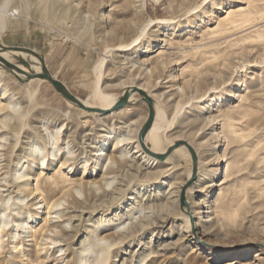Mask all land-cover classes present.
Masks as SVG:
<instances>
[{
    "label": "rangeland",
    "instance_id": "rangeland-1",
    "mask_svg": "<svg viewBox=\"0 0 264 264\" xmlns=\"http://www.w3.org/2000/svg\"><path fill=\"white\" fill-rule=\"evenodd\" d=\"M36 1H11L8 11L17 16L10 18L5 30L0 29V43L6 49L25 47L37 52L44 59L48 73L83 102L91 101L97 84L104 94L118 98L128 87L141 86L151 93L155 114L159 108L166 117L161 128L153 135L147 134L146 145H153L156 134L163 148L169 140H184L195 149L199 159L198 175L188 192L180 193L193 168L191 154L185 147L180 155L184 163L166 178L167 184L163 179L149 187L146 197L137 198L133 208L139 206L135 211L141 209V199L148 201L151 195L155 200L167 190L160 197H170V204L161 210L154 201L148 231L131 239L127 248L117 246L110 262L224 264L223 260L229 256L249 250L247 259L234 264H264V0H85L93 1V6L84 12L87 16L84 21H71L54 13L42 15ZM3 6L0 0V13ZM239 6L248 8L244 13L228 17L229 20L224 19L230 8ZM25 53H8L5 59L17 63L16 67L33 63L36 57H27ZM170 62L173 66H169ZM0 76V83L14 95L12 102L21 107L19 115L25 116L34 127L27 124L24 128L20 154L29 150L31 142L51 152L49 136L54 133L55 154L62 159L70 158V165L75 166L73 177L94 178L101 186L105 181L103 189L107 190L121 182L126 190L141 191L146 188L143 183L157 181L166 168L163 159L151 160L142 149L139 134L149 117V105L139 93L133 94L134 104L102 115L71 103L48 80L19 79L2 63ZM29 90L35 91L32 97ZM8 113L11 122L16 123L18 114L10 108L1 115ZM58 130L61 135L56 134ZM6 133L7 148L17 142L19 135L10 129ZM116 138L124 139L117 148L132 150L135 159H122L119 171L109 169L104 174V164L98 166L101 149L105 145L106 151L112 150ZM127 161L134 164L129 170ZM39 179L47 194L49 182L45 173ZM106 181L111 183L106 185ZM60 193L53 192V198H59ZM80 193L69 200H81L84 195ZM185 202L196 216L189 223H198L195 239L187 235V224L182 217ZM210 204L213 207L208 209ZM78 208L77 218L85 220V224L91 223L88 218L101 217L86 212L81 216L79 210H91L92 205ZM126 209L128 206L124 205L125 213ZM143 211L135 216L149 210ZM206 211H211L213 220ZM114 214L106 211L103 220L111 219ZM167 215L173 219L160 226ZM124 216L118 228L127 230L125 226H129L126 223L130 220L128 215ZM84 229L85 226L73 229L69 242L73 239L78 246L85 236ZM29 239H25V248L31 242ZM10 243L5 257H10L13 251L10 246L14 244ZM214 248L221 253L219 261L210 259L208 252ZM54 253L52 259L59 254L58 248ZM141 253L151 257L148 255L138 263L144 257ZM257 253L260 255L255 258Z\"/></svg>",
    "mask_w": 264,
    "mask_h": 264
},
{
    "label": "bare ground",
    "instance_id": "bare-ground-1",
    "mask_svg": "<svg viewBox=\"0 0 264 264\" xmlns=\"http://www.w3.org/2000/svg\"><path fill=\"white\" fill-rule=\"evenodd\" d=\"M11 1L12 0H3V11L0 13V29L2 30H5L8 27V22L10 21L11 17L17 16L16 13L8 11V7ZM27 3H29L28 0ZM31 5L32 4H30L29 6ZM35 5L41 11L42 15L44 14L45 16L48 13H54L61 18H69V20L71 21H84V19L87 18L84 12L90 11V9H92L93 1L37 0ZM239 7L240 8L236 7V9L228 8V15H226V18L224 17V19H228V17L234 16V14L237 12L244 13L245 8H248H243L241 6ZM221 19H223V17ZM237 19L240 20L241 18L239 17ZM241 21L242 20H240L239 23ZM221 27H223V25ZM231 28L232 27H230V29ZM214 31L216 32V30ZM5 46L4 44L2 45L0 43V63H2L7 69L10 70V72L16 75L19 79L28 80L32 78V76L36 73L45 72L43 68V63H45L44 59H40L39 56H36L31 52L24 53L27 54V57H36L33 63H24L18 67H16V65L7 67L6 64L3 62V59H5L6 55L8 53L20 54L21 51L8 50ZM159 50L162 51V48H159ZM159 50L158 52L160 53L161 51ZM158 57L160 56L158 55ZM20 59L23 60L22 57ZM170 65L173 66V63L171 64L170 62L169 66ZM20 73L24 75H21ZM131 87L133 86L128 87L124 91H129ZM138 87L141 88V86ZM8 91V88L0 83V264H52L53 261L54 264H108L115 257H112V252L117 246H126L130 243L129 241L131 239L134 240L137 237H141L145 234V232L148 231V228H150L148 220L154 210H152V207H154V201L156 202L155 204H158L157 207H159L160 209H164L165 207L169 208L170 204L168 200V198L170 197H160V195L165 194L167 190L164 193L161 192L159 197L157 195V199L155 200L150 197L151 195L149 196L150 199L148 198V201L143 202V199H141V209L135 211L139 206L138 205L136 208H133L135 207L134 204L136 205L137 203V198H143L144 196L146 197V194L150 192L149 187H151L152 185H156L158 182L161 183V180L165 179L164 183H166V178L184 163V159H182L180 155H182L181 153H183V149L185 147L188 148L192 160L193 154L197 157L195 149L184 140H169V143L166 148H163L162 143L159 141L160 137L158 134H156L157 136L153 139V145H146L145 141V145L144 147H142V149L144 150V152L151 156V158L149 157V159L151 160L155 161V159L153 158L157 159L156 156H160L163 158V162L166 164V168L161 171L157 178L158 180H152L143 183L146 188H143L141 191L137 192H131V189L126 190L123 187V183L121 182L119 183V185L117 184L116 187L111 188V190H107V188L103 189L105 181L104 184L102 182L103 186H101L100 183L97 182V180H93L94 178L92 180H85L83 177H73V172H75V166L70 165V158L68 157L69 159H62V157H59L55 154V150L57 149H55L56 139L54 133H51L49 136V143L51 144L52 149L51 152L48 148L41 147L35 142H31L29 150L24 151V153L21 152L20 154V146L24 141V128H26L27 124H29V121L27 120V118H25V116L23 118L22 115H19L21 114V107L19 108L17 103L12 102V96L14 95H11L10 93H8ZM34 92L35 91L29 90V96L32 97ZM148 95L152 97L151 93H149ZM133 97L134 96L131 95L129 100L132 104H134L135 101ZM91 98V101L88 100L84 101L83 103L87 106L102 109L112 108L118 100V97H111L104 94L100 90L99 84L94 87ZM6 108H10L14 113L18 114V121L16 123L11 122L12 117L9 115V113L5 116L1 115ZM165 120L166 117L164 115V112L161 109L157 108L152 126L147 132L148 136L153 135L156 129L161 128L164 125ZM31 128L34 129V127L32 126ZM8 129L17 133L19 137L17 142L14 141V144L7 145L6 148V143L4 140L8 138L6 136V130ZM36 132L38 133L37 128ZM56 134L61 135L60 130H58ZM116 139L117 143L114 145L112 150L108 149L110 151H106L108 147L106 148L105 145L104 148L101 149L103 150V152L101 153L100 160L98 159V166H100L101 163L104 164V174H106V171L109 169L113 171H119L122 168V165L120 164V160L122 159H135L132 150H119V148H117L124 139ZM108 141L110 140L108 139ZM179 141H184V143L182 145L177 146L176 143H178ZM69 153L71 152L69 151ZM198 160L199 159L197 157V162L192 161L193 168L190 169L188 177L182 184L180 193L185 190L186 192H188L191 189L190 185L198 175ZM133 165L134 164L132 162L130 163V161H127L126 163V167L128 168V170L131 169ZM217 165L218 170H220L219 160L217 161ZM44 173L46 182H49L48 187H46L47 194L44 193L45 189H43L42 182L39 179ZM106 179L107 177H105V180ZM110 183L111 181H106V185ZM58 190L59 192H61V195L59 196V198L54 197L56 199L52 201V199H54L52 193ZM80 192H82L84 195H81V200L80 198H76L75 202L69 200L70 197L79 194ZM130 194H136V197H129ZM77 197H79V195H77ZM97 200H99L100 203L97 202ZM64 203H66V206H63V209H61L60 207L64 205ZM85 204L92 205V208L91 210L86 211L85 209L79 210V212L81 211V216L84 215V213L86 212L89 214V216L92 215L95 217H101H99L97 220H93L92 218L90 219L87 216V218L89 219L87 221H90V224H85V220H83L82 218L78 219L76 209ZM124 205L128 206V209H126L127 213H125V210H123ZM184 205L186 206L185 208H183L182 217H184L185 222L187 224V232L189 233L187 235H190L194 239L196 237L198 238V233L196 232V227L198 223H189V220L193 218L195 219L196 216L194 217L193 211L192 209H190L191 207H187V202H185ZM212 207L213 206H211L210 204V207L208 206L207 208L209 209ZM145 209H148L149 211H146L147 213H145L144 215L135 216L138 211L140 212ZM106 211L113 212L115 214L112 216L111 219L107 217L108 219L103 220V216ZM68 213H70L71 215L67 216ZM206 213L207 217H210V219L213 220L211 217V211H206ZM124 215H128V218L130 220L126 223V225H129L128 227L124 225L125 228H128L127 230L118 228L124 222ZM172 219L173 217L171 215L164 216L162 224H160V226L163 227ZM66 221L68 224H70V226L65 223ZM79 226H85L83 232L85 233V236L83 235V240L78 246H76L77 243L73 239V241L70 240L69 242L70 232L73 229L79 228ZM68 227L71 229H69ZM122 228L124 227L122 226ZM4 237H7L8 242L4 241ZM26 238H30L29 240L31 241L27 248L24 247ZM10 242L14 244L13 246H10L11 250L13 251H11L12 253H10V257H5L7 246ZM62 243H64V246L62 245ZM164 245L166 248V244ZM56 248H58L59 254L55 255V257L52 259V256L55 254L54 251ZM150 248L148 247V249ZM162 248H164V246ZM150 252L153 251L150 250ZM250 252L251 251L248 250L238 256L231 255L228 259L223 260L224 264H234L238 261H241L242 263L244 261L243 258L247 259L250 256ZM208 253L211 255L210 259H212L213 261H219L221 259V253L219 252V249H211ZM148 255L150 256V254H147L146 256L143 255L144 257H142V259H140L138 263L143 262L145 259H147ZM162 255H164V253ZM259 255L260 254L257 253L255 258H257V256ZM109 264L112 263L110 262Z\"/></svg>",
    "mask_w": 264,
    "mask_h": 264
},
{
    "label": "water",
    "instance_id": "water-1",
    "mask_svg": "<svg viewBox=\"0 0 264 264\" xmlns=\"http://www.w3.org/2000/svg\"><path fill=\"white\" fill-rule=\"evenodd\" d=\"M13 48H14V50H17V51L19 50V51H23V52H31L34 55L39 56V54L32 49H28L25 47H13ZM9 50H11V49H9ZM40 59H42V57H40ZM3 62L7 66L17 65V63H14V62L12 63L11 61H8L6 59H3ZM43 68H44L45 72L36 73L32 76V78H41V79L48 80L54 86V88L59 93H61L67 100H69L73 104H76L79 108H81L87 112H90V113H99L102 115L109 114L112 111H115L117 109L125 107L126 105H129L130 104L129 100H130L131 95H133L135 92L139 93L143 97V99L147 102V104L149 105V117H148L146 123L144 124V126L142 127L140 134H139V139H140L141 145H142V147H144L147 132L151 128L153 120L155 118V109L153 106L152 97L149 96L148 93L144 89H142L138 86H133V87H131V89L129 91L128 90L124 91L122 96H120L118 98V100L116 101V103L113 105L112 108L102 109V108H97V107H91V106L85 105L83 103V101L80 98H78L76 95H74L62 81H60L59 79H57V78L53 77L51 74H49L47 71L45 63H43ZM183 143H184V141H179L178 143H176V145L179 146V145H182ZM156 157L159 159H163L160 156H156ZM193 162H197V157H196V155L194 156V154H193ZM183 192H182V194H183ZM182 198H183V195H182Z\"/></svg>",
    "mask_w": 264,
    "mask_h": 264
}]
</instances>
